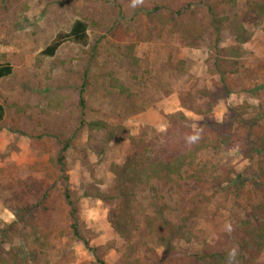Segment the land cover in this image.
<instances>
[{"label": "rangeland", "instance_id": "1", "mask_svg": "<svg viewBox=\"0 0 264 264\" xmlns=\"http://www.w3.org/2000/svg\"><path fill=\"white\" fill-rule=\"evenodd\" d=\"M256 3L264 0H0V64L12 66L0 81V264H178L141 221L128 240L109 221L126 216L111 165L133 155L130 137L159 139L171 121L203 144L184 175L212 165L232 172L229 183H156L137 197L149 214L166 207L184 234L177 251L197 252L264 204V22L238 35L230 25ZM76 19L87 22L89 43L40 55ZM178 21L199 29L197 45L185 43ZM237 45L239 57L227 51ZM243 104L245 113L231 111ZM98 120L126 131L80 125Z\"/></svg>", "mask_w": 264, "mask_h": 264}, {"label": "trees", "instance_id": "2", "mask_svg": "<svg viewBox=\"0 0 264 264\" xmlns=\"http://www.w3.org/2000/svg\"><path fill=\"white\" fill-rule=\"evenodd\" d=\"M224 4H234L236 0H219ZM216 24H221L224 18H214ZM264 22V3H256L248 7L242 15L233 16L230 21L231 28L237 33L245 31L244 23ZM181 36L189 46L197 45L195 35L199 29L194 24L181 25ZM88 24L82 19L74 20L69 29L59 31L49 44L40 52V55L52 57L59 47L71 41L80 46L89 43ZM177 29V27H176ZM239 41V38H236ZM229 54L239 57L242 53L240 45L227 49ZM12 73V66L9 63L0 64V81ZM80 105L84 103L80 98ZM246 104L232 107L231 111H241L245 113ZM195 113L203 114L205 111L197 108ZM4 117V108L0 104V122ZM235 122L242 124L238 115L233 116ZM81 126L86 125L92 130H104L107 136H120L125 133L124 126L110 125L104 121H82ZM205 132V131H204ZM198 132H194L190 127L182 123L170 122L165 132L159 139H150L144 142L141 139L130 137V144L134 148V153L123 165H111L110 170L114 174L116 198L120 204L125 205L124 213L121 217L122 223L110 216V223L113 229L128 240L131 222L141 221L150 234L156 237V244L163 247L168 259L178 264H263L261 256L264 253V204L252 206L249 214L241 219L229 230L220 233L213 242H204L197 252L177 251L172 242L182 238L183 232L171 221L163 217L165 206L157 205L158 210L153 214L146 212V209L138 202L137 197L144 194L154 184L171 185L180 188L185 180H196L200 183L212 181L216 183H229L232 179L231 170L218 172L217 167L200 166L196 172L184 175L186 168L195 163L199 151L203 144L199 142ZM258 146L264 149V134L258 140ZM71 139L62 142V146L57 153L56 164L64 170L65 153L70 148ZM67 180V176L64 177ZM96 191V190H95ZM91 195L108 201L109 196L96 191ZM68 190L65 189V197L68 198ZM209 199L207 196H201ZM69 202V201H68ZM71 205L72 203L69 202ZM132 209V211H129ZM112 215V213H111ZM195 215V211L190 212V216ZM78 236V234H76ZM89 251L93 249L83 242ZM131 251L132 246H128Z\"/></svg>", "mask_w": 264, "mask_h": 264}]
</instances>
